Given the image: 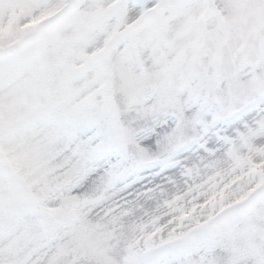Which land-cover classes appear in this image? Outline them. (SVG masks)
Instances as JSON below:
<instances>
[{
	"label": "snow or ice",
	"instance_id": "obj_1",
	"mask_svg": "<svg viewBox=\"0 0 264 264\" xmlns=\"http://www.w3.org/2000/svg\"><path fill=\"white\" fill-rule=\"evenodd\" d=\"M0 264H264V0H0Z\"/></svg>",
	"mask_w": 264,
	"mask_h": 264
}]
</instances>
